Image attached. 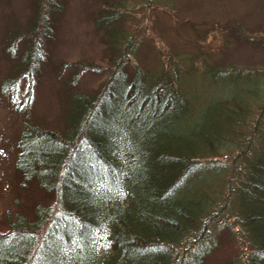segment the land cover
Returning <instances> with one entry per match:
<instances>
[{
    "label": "trees",
    "instance_id": "trees-1",
    "mask_svg": "<svg viewBox=\"0 0 264 264\" xmlns=\"http://www.w3.org/2000/svg\"><path fill=\"white\" fill-rule=\"evenodd\" d=\"M105 4L95 22L110 27L104 59L112 72L98 91H74L80 73L100 68L69 63L76 74L67 82L61 125L33 122L25 111L41 52L35 38L20 59L33 63L24 71L26 104L17 106L15 80L2 87L25 113L18 187L27 192L32 183L55 205L6 215L0 264H206L225 237H242L247 250L228 264H264V76L207 64L204 76L232 88L193 112L175 73L151 78L137 70L127 81L132 48L117 56L125 35L113 26L123 1Z\"/></svg>",
    "mask_w": 264,
    "mask_h": 264
},
{
    "label": "rangeland",
    "instance_id": "rangeland-1",
    "mask_svg": "<svg viewBox=\"0 0 264 264\" xmlns=\"http://www.w3.org/2000/svg\"><path fill=\"white\" fill-rule=\"evenodd\" d=\"M34 1H38V13ZM105 1L116 2L0 0V231L5 227L7 214L28 211V207L41 204L55 205L52 195L43 196L32 183L27 192L18 187L21 183L15 169L16 145L25 113L9 103L2 87L15 80L22 96L17 106L26 104L30 77L26 78L24 71L32 69L33 63L24 66L20 59L26 52V44L33 43L35 38L41 52L32 71V94L25 111L33 122H46L51 127L61 125L67 82L76 74L69 63L100 68L98 72L80 73L71 88L74 91H98L112 72V65L104 59L110 27L101 28L95 22L101 11L106 12ZM122 1L123 7L114 10L122 14L121 19L113 26L125 35L117 44V56L124 46L132 48L125 57L127 81L137 70L151 78L163 71L175 73L181 88L192 99L193 112H197L211 96H219L224 90L226 94L232 88L230 81L213 84L204 76L207 64L250 70L264 76V0ZM28 31H32L30 38L14 40ZM7 90L11 93L14 88ZM259 108L260 103L253 106L255 112ZM262 120L264 127V117ZM240 239L235 237V241L228 243L225 237L206 264H228L235 255L246 256V247Z\"/></svg>",
    "mask_w": 264,
    "mask_h": 264
}]
</instances>
